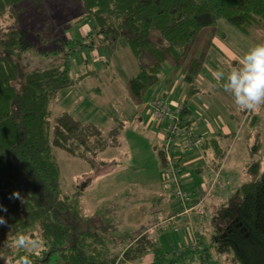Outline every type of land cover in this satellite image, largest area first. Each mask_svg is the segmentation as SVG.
I'll return each mask as SVG.
<instances>
[{"label": "trees", "instance_id": "1", "mask_svg": "<svg viewBox=\"0 0 264 264\" xmlns=\"http://www.w3.org/2000/svg\"><path fill=\"white\" fill-rule=\"evenodd\" d=\"M25 1L0 0V204L8 209L0 212L7 220V226L0 227V251L16 259L25 255L22 249L3 247L24 234L43 241L42 250L29 254L33 264L135 263L148 255H153L155 264H174L177 258L187 262V256L194 253L206 264L212 245L218 253L232 255L237 264H264V174L243 184L239 194L214 215L211 244L197 238L196 243L170 254L143 234L121 256L107 259L99 237L90 228L92 220L80 219L63 191L54 151L59 148L89 161L96 154L93 140H101L99 130H88L68 113L54 125L51 121V103L79 81L71 73L70 61L75 55L123 48L130 53L135 69L128 90L138 106L160 82L166 62L181 72L187 95L179 119L181 127L188 126L189 104L200 92L198 80L206 55L203 48L200 57L194 56L199 37L215 31L221 20L246 35L264 31V0H75L82 4L75 23L93 19L95 25L83 39L65 40L57 35L55 63L32 72L24 69L23 60L38 44L16 9ZM156 95L152 102H165ZM211 143L217 145V139ZM158 155L163 170L164 157ZM13 192L20 198L9 199Z\"/></svg>", "mask_w": 264, "mask_h": 264}, {"label": "rangeland", "instance_id": "2", "mask_svg": "<svg viewBox=\"0 0 264 264\" xmlns=\"http://www.w3.org/2000/svg\"><path fill=\"white\" fill-rule=\"evenodd\" d=\"M16 9L20 12L23 25L29 29L31 36L36 37L38 44L23 60V67L27 72L48 68L55 63L54 52L59 45L54 43L57 35L70 40L74 31L86 30L95 25L93 19H87L75 26V20L82 9V4L75 0H27ZM41 41H44L43 45L39 44ZM197 43L198 47L206 49L202 73L207 77V82L201 93L207 102L222 107L218 111L220 118L232 128L230 135L221 138L225 147L219 169L221 168V172L224 169L220 181L227 184L225 179L229 180L226 196L234 199L243 184L254 182L264 174V105L255 110L238 109L232 97L224 91L223 83L226 82L231 67L238 64L240 56L251 47L264 44V31L253 30L250 35H246L227 21L221 20L215 31L203 33ZM96 51H92L94 55L97 54ZM43 52H49L50 55ZM112 52L109 51L108 55L112 66L102 72L101 79H89L79 85L80 89L95 87L99 92L86 95L78 91L72 97V89L64 90L59 99L51 103L53 125L58 118L68 113L88 127V130H99L102 142L93 140V151L96 154H92L89 161L70 156L59 148L54 151L61 169L63 191L79 212L80 219L92 220L90 228L95 237H99L98 242L104 247L107 259L121 256L129 245L141 238L149 226L146 214L156 205L158 198L163 195L166 204L171 199L175 201L172 192L165 190L163 186L162 164L156 149L161 139L149 133L151 119L148 111L143 114L141 121L129 117L131 105L127 94L122 91L117 95L115 93V83L118 81L121 85L117 87L124 89L135 73L131 55L123 48L116 49L113 54ZM82 57L83 53H80L70 61L72 76L75 71L72 70V63ZM172 67L171 62H166L162 76L167 74L170 77ZM215 70H222L225 80H214L211 73ZM149 97L148 95L147 100ZM206 118L221 128L219 118H210L208 115ZM154 124L156 127L155 122ZM104 145L108 147L107 150ZM103 162L110 167L117 164L118 172L105 176L107 167ZM201 165L204 166L205 161ZM190 173V180H199L195 170H190ZM186 186L185 191L190 195ZM200 210H196V213H200ZM171 233L174 232L164 234L163 243L160 241L159 245L161 250L172 254L188 246L183 241L169 242L166 234ZM148 237L152 239L151 234ZM32 239L40 242L36 251L44 248L41 238ZM210 253L213 255L212 260H206L210 264H237L232 255L218 253L214 245L211 246ZM191 257L187 256V262L177 258L174 264H202L198 254L194 253ZM143 262L146 261L141 259L135 263L125 261L121 264Z\"/></svg>", "mask_w": 264, "mask_h": 264}, {"label": "crops", "instance_id": "3", "mask_svg": "<svg viewBox=\"0 0 264 264\" xmlns=\"http://www.w3.org/2000/svg\"><path fill=\"white\" fill-rule=\"evenodd\" d=\"M81 23H75V26L77 27ZM91 29V27H88L86 30H76L74 31L73 38L83 39ZM67 36L69 37V34ZM92 51L93 50H86L83 53L82 59L75 60L72 63V70H75L73 78L79 80L76 86L72 88V97L76 96L78 91H81L86 95L99 92L100 90L98 88L92 87L84 89L81 87L80 89L79 85L87 82L89 79L100 80L103 74L102 72L112 66V64L108 61V50L98 49L96 51V55H94ZM202 51L203 46L198 47L194 56L197 58L200 57L202 55ZM170 73V77H168L167 74L163 76L161 75L160 82L151 90L149 99L143 105L139 106L134 103V100L130 96L128 83L126 84V82H124L126 87L121 90L117 87L119 84L121 85V83L118 81L115 83L116 95L118 92H125L127 94V98L129 99L131 105V116L129 117L133 119L135 117V119L141 121L143 114H146L148 111V115L151 119V123H149L151 125L148 126L149 133L153 136H158V138L161 139L160 142L163 140L164 130L167 125L164 124L162 127H155L154 120L150 112V104L153 98L157 96L156 94H159L168 105L172 108H176L184 105L187 95V86L183 81L181 72L172 67ZM206 82L207 77L201 73L198 80L200 92L191 100L189 104V109L191 111L190 119L194 124L196 130L195 133L198 137L203 139L204 146L201 150L186 151L180 165V171L186 179V188L192 199L189 207L192 211L190 213H186V209H183L178 201H173V199L166 204L164 202L163 195L162 198L157 199L156 205L152 206L146 214L149 219V226L148 229L144 231V234H147L146 236L151 234V238L156 240L159 245L161 244L160 241L163 243L164 234L170 231H173L174 233L166 234V238L169 242L178 243L183 241L189 245V243L194 244V242L197 241V238H199L204 244H211L215 234L213 217L221 208L228 205L232 199L229 195L226 196V187H229V180L225 179L227 184L220 181L222 175H224V169L222 172L221 168L219 169V167H221L219 166L220 159L224 157L225 147L221 138L230 135L232 133V128L220 118L218 111L219 108L222 107L213 102H207L204 94L201 93ZM207 115L210 118H219L221 128L219 129L213 121H211L212 123L209 122V118H206ZM214 138L217 139V145H213L211 143ZM158 145L159 144L156 145V149L158 148ZM107 149L108 147L106 150ZM106 161L109 163L108 159ZM202 161H205L204 166L201 165ZM108 163L103 162V164L107 167L104 172L105 176H110L111 173L118 172L119 167H117V164L116 166L110 167V165H107ZM190 170H195L199 175L198 181L193 179L190 180ZM227 176L229 175L227 174ZM163 183L164 189L171 191L168 184L164 181ZM198 209H201L200 213H196V210ZM182 230L183 233L181 234ZM212 256L213 255L210 252L207 254L208 261L212 260ZM144 260L146 262H143V264H155L153 255L146 256ZM206 264L210 263L206 262Z\"/></svg>", "mask_w": 264, "mask_h": 264}, {"label": "clouds", "instance_id": "4", "mask_svg": "<svg viewBox=\"0 0 264 264\" xmlns=\"http://www.w3.org/2000/svg\"><path fill=\"white\" fill-rule=\"evenodd\" d=\"M211 74L214 80H225L222 70H215ZM223 89L240 110H255L264 105V44L251 47L238 58V64L231 67ZM13 198L19 199L20 194L13 192L9 199ZM7 211V207L0 204V212ZM2 226H7V220L5 216L0 215V227ZM3 247L22 249L26 253L16 259L14 255L5 256L4 252L0 251V261H3V264H33L29 254L40 247V242L30 239L27 235L18 234L10 242L4 243Z\"/></svg>", "mask_w": 264, "mask_h": 264}, {"label": "built area", "instance_id": "5", "mask_svg": "<svg viewBox=\"0 0 264 264\" xmlns=\"http://www.w3.org/2000/svg\"><path fill=\"white\" fill-rule=\"evenodd\" d=\"M151 115L156 127L167 125L163 140L158 145V152L164 157L165 166L162 170V179L173 190L175 200L191 211L187 206L192 202L190 195L185 191L186 179L180 171V163L186 151L201 150L204 146L202 138L196 135L193 122L181 127L179 113L181 106L172 108L160 99L150 104ZM218 178V175H217Z\"/></svg>", "mask_w": 264, "mask_h": 264}]
</instances>
